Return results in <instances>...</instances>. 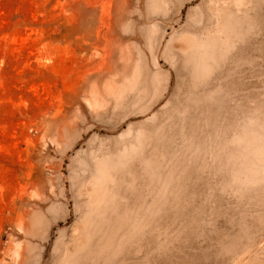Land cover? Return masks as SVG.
Instances as JSON below:
<instances>
[{
  "label": "rangeland",
  "instance_id": "374dc122",
  "mask_svg": "<svg viewBox=\"0 0 264 264\" xmlns=\"http://www.w3.org/2000/svg\"><path fill=\"white\" fill-rule=\"evenodd\" d=\"M0 264H264V0H0Z\"/></svg>",
  "mask_w": 264,
  "mask_h": 264
}]
</instances>
